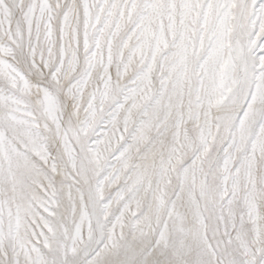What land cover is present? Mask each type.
I'll return each instance as SVG.
<instances>
[{"label": "snow or ice", "instance_id": "1", "mask_svg": "<svg viewBox=\"0 0 264 264\" xmlns=\"http://www.w3.org/2000/svg\"><path fill=\"white\" fill-rule=\"evenodd\" d=\"M0 264H264V0H0Z\"/></svg>", "mask_w": 264, "mask_h": 264}]
</instances>
